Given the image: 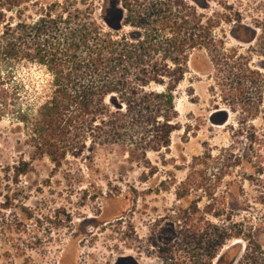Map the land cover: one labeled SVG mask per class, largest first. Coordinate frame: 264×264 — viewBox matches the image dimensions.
Instances as JSON below:
<instances>
[{
    "label": "rangeland",
    "instance_id": "1",
    "mask_svg": "<svg viewBox=\"0 0 264 264\" xmlns=\"http://www.w3.org/2000/svg\"><path fill=\"white\" fill-rule=\"evenodd\" d=\"M15 1L0 0V33L14 19ZM24 1L22 18L35 22L62 0ZM74 3L97 17L95 0ZM141 8L144 29L157 25L169 37L184 14L212 38L189 56L167 149L138 164L88 140L83 155L54 167L6 112L0 264H173L190 261L193 251L201 264L210 233L222 237L220 264H264V0H145ZM226 56L249 68L246 78H229ZM50 78L38 62L0 61V90L14 104L42 96L34 93L47 91Z\"/></svg>",
    "mask_w": 264,
    "mask_h": 264
},
{
    "label": "trees",
    "instance_id": "2",
    "mask_svg": "<svg viewBox=\"0 0 264 264\" xmlns=\"http://www.w3.org/2000/svg\"><path fill=\"white\" fill-rule=\"evenodd\" d=\"M95 1L97 17L74 0H62L51 4L56 13L46 7L35 22L22 18L25 1H15L14 19L5 22L0 33V61L7 65L35 61L51 77L47 91H35L42 96H33L26 105L12 103L0 90V121L10 112L23 125L28 145L54 167L68 162V156L83 155L88 140L103 150L124 151L130 162L167 149L170 134L178 127L175 99L188 72L189 56L212 44L193 16L184 22L185 15H179L174 33L163 37L157 25L142 27L145 0ZM212 60L221 61L218 55ZM222 60L233 80L250 73L238 59ZM11 74L9 70L7 75ZM12 81L18 93L20 84ZM221 240L210 233L201 264H220L226 255L220 253ZM198 262L193 251L190 261L173 264Z\"/></svg>",
    "mask_w": 264,
    "mask_h": 264
}]
</instances>
